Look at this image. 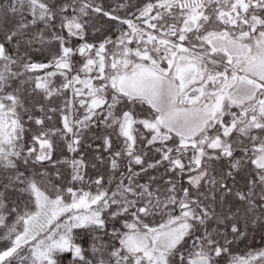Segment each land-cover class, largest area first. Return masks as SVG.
I'll use <instances>...</instances> for the list:
<instances>
[{"label": "snow or ice", "instance_id": "obj_1", "mask_svg": "<svg viewBox=\"0 0 264 264\" xmlns=\"http://www.w3.org/2000/svg\"><path fill=\"white\" fill-rule=\"evenodd\" d=\"M0 264H264V0H0Z\"/></svg>", "mask_w": 264, "mask_h": 264}]
</instances>
